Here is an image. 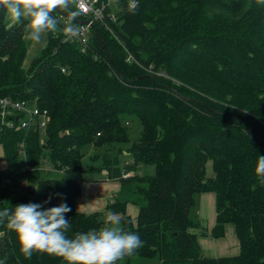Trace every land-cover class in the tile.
Returning a JSON list of instances; mask_svg holds the SVG:
<instances>
[{"label": "trees", "instance_id": "16d2710c", "mask_svg": "<svg viewBox=\"0 0 264 264\" xmlns=\"http://www.w3.org/2000/svg\"><path fill=\"white\" fill-rule=\"evenodd\" d=\"M114 1L116 37L96 25L98 34L84 54L65 43L62 32L49 34L28 69L24 22L13 24L0 12V100L26 101L49 115L45 132L9 129L0 117V145L9 163L0 172V210L22 203L44 209L66 203L70 237L99 229L108 211L117 212L125 228L143 241L136 255L119 264L138 259L146 260L140 264H264V181L258 173L264 157V3L219 0L233 17L227 27H219L193 18L187 7L189 16L173 14L176 0ZM193 4L216 5L213 0ZM128 117L140 120L143 133L130 150L135 165L108 174L120 181L121 200L105 212H79L83 149L127 142L123 122ZM22 143L27 171L19 173ZM45 159L62 171L61 179L39 175ZM140 164L154 166L155 175L124 177ZM28 187L36 190L34 196L27 194ZM20 189L23 194L6 205L8 193ZM198 194L215 196L213 237L224 238L226 226L233 224L238 255L203 254L191 218ZM130 203L139 209L136 218L127 213ZM0 260L64 264L46 254L25 259L6 223L0 225Z\"/></svg>", "mask_w": 264, "mask_h": 264}, {"label": "clouds", "instance_id": "9594fccd", "mask_svg": "<svg viewBox=\"0 0 264 264\" xmlns=\"http://www.w3.org/2000/svg\"><path fill=\"white\" fill-rule=\"evenodd\" d=\"M0 12L13 24L24 22V39L34 44H41L47 35L57 32L68 38H77L83 32L77 19L82 14L80 0H0ZM61 16L67 18L63 25ZM259 163L258 173L264 181V157ZM70 212L66 203L50 209L39 203H22L14 209L0 210V225L6 223L15 233L25 259L46 254L61 258L64 264H119L143 247L139 234L127 230L120 214L113 211L105 214L99 229L70 237ZM0 264H5V260H0Z\"/></svg>", "mask_w": 264, "mask_h": 264}, {"label": "rangeland", "instance_id": "374dc122", "mask_svg": "<svg viewBox=\"0 0 264 264\" xmlns=\"http://www.w3.org/2000/svg\"><path fill=\"white\" fill-rule=\"evenodd\" d=\"M186 0H176V2L179 5V8L177 9V12H174L173 14H177L179 16H189L188 13H186V7L187 10L192 14V17L195 19H200L201 21H205L204 23L206 25H212V26H219V27H227L228 26V20L232 19V14H228V10L223 7V3L219 0H213L215 1L216 5H212L211 8H205L202 7H196L193 3L197 0H188L190 2H185ZM200 1V0H199ZM223 2H227V0H222ZM225 4V3H224ZM189 5V6H188ZM174 7L176 5L174 4ZM23 45L25 46L26 56L24 58V68L28 69L30 65L32 64V61L36 58V56L43 51V49L48 44V35L45 37L44 41L41 44H34L33 42H30L26 39L23 40ZM163 73V72H162ZM153 74V73H151ZM164 75L166 73L164 72ZM123 125L127 128V137L128 141L121 144V145H115V146H107L104 148H97L93 146H87L83 149L82 153L84 155V159L82 162L83 169L85 170V185L84 188L88 189L87 186L91 187L92 185L96 184H103L107 182L108 180V173L107 176L103 174V170L99 169L103 166H106V164L111 167L109 173L115 172L116 168H119L121 172L125 170L127 166L135 165V160L130 152L132 146L134 143L138 142L143 133V127L142 123L139 119L135 117H128L124 119ZM2 145V144H1ZM0 145V172L3 170H6L9 167V163L4 155L3 145ZM18 172L23 173L27 171V163L25 158L22 154L19 153L20 146L18 147ZM47 158H51V153L49 151L46 152ZM109 162L107 163V161ZM41 166L44 167L43 163H41ZM133 174L138 176H154L155 175V167L149 166L145 164H140L137 166V169L133 172ZM39 175H41L42 178L45 179H51V180H59L62 178V175L59 172L55 171H49V172H40ZM210 175V174H209ZM116 180H113L110 182L105 189H109L110 192H108L106 195H98L96 197L92 196L88 198V201L93 199H98L96 203L98 204H114L118 202L120 199V195L117 192L120 187V183H118L119 180L115 178ZM23 190L11 191L8 193L10 194L8 199L6 200V205H9L14 198L19 196L20 194H23ZM84 194V193H83ZM85 195V194H84ZM80 196L79 199L76 200V205L80 206L79 203H81V199L84 196ZM199 195L195 196V206L191 210V218L196 221L198 219V206H199ZM130 205V206H129ZM129 211L131 216H134V210L135 206L133 204H129ZM128 209V207H127ZM137 209V208H136ZM81 210V209H80ZM105 216V215H104ZM104 220V218H103ZM231 234H234V232H230L228 235V238H230ZM236 236V232L234 234ZM146 260H133L132 264H140L143 263ZM146 264H158L157 260L148 261Z\"/></svg>", "mask_w": 264, "mask_h": 264}, {"label": "built area", "instance_id": "2783aa9c", "mask_svg": "<svg viewBox=\"0 0 264 264\" xmlns=\"http://www.w3.org/2000/svg\"><path fill=\"white\" fill-rule=\"evenodd\" d=\"M117 5L114 0H80L81 10V22L83 26L82 34L77 38H68L61 33V38L65 43L78 46L82 53L88 54L91 50V42L94 34H96V25H101L104 30L109 31L114 37V28L112 23H117ZM135 7L133 2L130 6L131 9ZM67 22V18L61 16V24ZM128 63L133 62V57L130 55L127 59ZM64 73L65 69L62 70ZM149 72L153 73L154 70L150 67ZM160 76H166L164 73H159ZM0 117L1 122L7 128L12 130H24V129H40L45 132L49 115L47 111H40L37 108L31 107L26 101H16L11 98H4L0 100ZM16 118V119H15ZM20 154L23 155L25 160L27 159V150L25 143L20 144ZM43 171H55L62 174V171H58L52 168L49 161L45 159L43 161ZM133 173H128L124 177H132Z\"/></svg>", "mask_w": 264, "mask_h": 264}, {"label": "crops", "instance_id": "0c3cea01", "mask_svg": "<svg viewBox=\"0 0 264 264\" xmlns=\"http://www.w3.org/2000/svg\"><path fill=\"white\" fill-rule=\"evenodd\" d=\"M107 173L109 174V171L103 170V174L105 176H107ZM113 180L116 179L108 178L107 182L103 184L99 183L96 185H92L91 187L87 186L88 189L84 188L85 185L84 184L80 196L84 194L85 195L82 197L81 203H79L80 206H77V210L85 214H92L95 212H105L108 207V204L105 205L104 203L100 205L96 203L98 199L91 198L88 201V198L92 196L96 197L98 195H106L108 192H110L109 189H105L108 186L106 184H110V182H112ZM118 183H120V181H118ZM119 185L120 187L117 192V196L121 190V183ZM129 206L127 209L128 214H130ZM138 213H139V209L137 206H135L133 217L136 218L138 216ZM216 218H217V208H216L215 196L213 194H200L199 206H198L199 220L195 221L197 226L193 230V232L198 237L203 254L214 258L238 255L240 253V243L237 235L236 236L234 235L236 231L233 224L226 226V235L224 238L216 239L213 237L212 231L213 228L216 226ZM230 232L231 233L234 232V234H231L230 238H228Z\"/></svg>", "mask_w": 264, "mask_h": 264}, {"label": "water", "instance_id": "95a60500", "mask_svg": "<svg viewBox=\"0 0 264 264\" xmlns=\"http://www.w3.org/2000/svg\"><path fill=\"white\" fill-rule=\"evenodd\" d=\"M96 34H98L97 31H96ZM27 194L30 196H34L36 194V190L33 187H28L27 188Z\"/></svg>", "mask_w": 264, "mask_h": 264}]
</instances>
